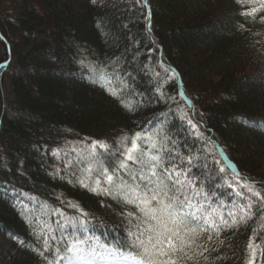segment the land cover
<instances>
[{
	"label": "trees",
	"instance_id": "16d2710c",
	"mask_svg": "<svg viewBox=\"0 0 264 264\" xmlns=\"http://www.w3.org/2000/svg\"><path fill=\"white\" fill-rule=\"evenodd\" d=\"M148 4L150 33L148 10L135 7L134 0L0 1V34L7 41H0V63L10 62L0 70V264H44L31 250L33 229L40 232V225L48 222L59 237L56 221L61 218H54L53 211L79 215L67 206L69 201L88 213L91 235L114 248L124 246V206L69 183L52 152L67 140L107 136L112 144L117 135L134 133L157 118L180 132V122L171 114L161 117L167 109L155 101L153 82L142 73L148 49H156L153 68L163 60L179 73L196 119L211 129V137L242 177L264 181V26L239 32L236 25L242 21L232 0ZM135 40L141 55L134 61ZM116 57H123L122 72L132 74L130 88L143 94L135 113L91 83L87 69L78 64L82 58L108 64ZM177 84L171 80L166 91L175 95ZM211 152L210 159L215 158V148ZM212 167L213 175L234 179L225 166ZM209 183L215 181L210 178ZM220 191L227 195L226 187ZM257 227L253 220L222 233L225 244L213 253L222 258L215 264H243L248 236ZM49 229L45 234H51Z\"/></svg>",
	"mask_w": 264,
	"mask_h": 264
},
{
	"label": "snow or ice",
	"instance_id": "6c2138e0",
	"mask_svg": "<svg viewBox=\"0 0 264 264\" xmlns=\"http://www.w3.org/2000/svg\"><path fill=\"white\" fill-rule=\"evenodd\" d=\"M90 2L96 4L97 0ZM232 2L242 21L236 25L239 32H248L257 24L264 26V0ZM134 6L148 10L145 19L150 33L148 0H134ZM0 41L7 43L2 34ZM133 43L135 61L141 55L140 41ZM154 51L155 48L147 50L148 60L141 64V70L153 82L155 101L167 109L161 117L171 114L180 122V132H174L165 119L149 120L146 127L123 134L112 144L97 139L81 142L84 147L79 151L72 149L76 159L65 164L72 177L69 183L75 181L92 194L124 206L120 213L124 246L109 248L101 244L100 238L90 233L88 213L69 201L67 206L79 215L69 216L60 208L53 211V215L62 218L56 221L61 230L59 237L51 229L50 235L45 234L46 223L41 225L40 232L33 229L36 243L31 250L44 264H99L106 255L118 264H215V260L222 258L213 257L225 244L222 233L253 220L258 227L248 236L243 264H258V255L259 264H264V181L242 177L231 163L228 168L234 179L213 175L216 169L212 166L227 157L220 148V159H210L211 149L217 147L211 129L202 119H196L195 105L182 80L176 85L175 95L166 91L178 74L163 60L153 68ZM122 60L123 57H116L108 64H92L82 58L78 64L87 69L91 83L117 100L125 111L135 113L143 104V94L130 88L127 81L132 74L122 72ZM9 63H0V69H7ZM59 151L53 150V155ZM194 170H199V175ZM218 172L225 174L226 169L219 167ZM210 178L214 184L210 185ZM225 187L226 196L220 191ZM35 222L39 223V219ZM69 228L72 231L66 235Z\"/></svg>",
	"mask_w": 264,
	"mask_h": 264
},
{
	"label": "rangeland",
	"instance_id": "374dc122",
	"mask_svg": "<svg viewBox=\"0 0 264 264\" xmlns=\"http://www.w3.org/2000/svg\"><path fill=\"white\" fill-rule=\"evenodd\" d=\"M0 1H7V0H0ZM121 135L122 134L117 135L118 138ZM89 140L90 139H88V138L85 139V140L84 139L79 140V142L72 141V140H67V141H65L63 143H60L58 146H56V149L60 150L58 156L62 155L64 158H69L70 161H73L74 157H76V156L72 152V149L75 148L77 151H79L82 147H84V144H82L81 142L89 141ZM97 140H105V141H107L109 143V139H108L107 136H103V137H101V138H99ZM58 166H59V172L61 171L65 176H69L70 178H72L70 171L65 168V165L62 162H58ZM58 166H53V168H56V167L58 168ZM262 170H263V174H264V167L262 168ZM4 248L7 250L6 246ZM5 257H7V256L5 255ZM99 264H118V261L114 260L111 256H107L106 255V258L103 261H100Z\"/></svg>",
	"mask_w": 264,
	"mask_h": 264
}]
</instances>
